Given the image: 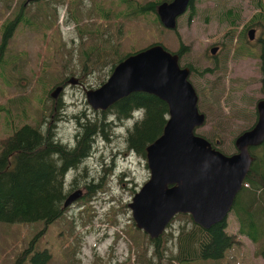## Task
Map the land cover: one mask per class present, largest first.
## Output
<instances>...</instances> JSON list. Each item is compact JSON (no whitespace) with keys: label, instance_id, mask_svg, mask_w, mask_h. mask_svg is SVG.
Here are the masks:
<instances>
[{"label":"rangeland","instance_id":"obj_1","mask_svg":"<svg viewBox=\"0 0 264 264\" xmlns=\"http://www.w3.org/2000/svg\"><path fill=\"white\" fill-rule=\"evenodd\" d=\"M24 1L0 0V43L4 21L13 18ZM47 7L52 9L42 15ZM107 8L111 14L102 17ZM128 8L122 0H36L26 4L33 21L19 25L5 51L0 52V142L24 122H41L43 127L53 122L57 138L74 145L79 125L72 115L85 110L92 118L98 116L99 110L87 101L86 90L99 86L111 74H105L100 63L87 74L74 64L82 59L83 49L111 38L123 52H135L154 42L177 52L181 42L186 44L188 49L180 62L195 67L190 79L200 95L199 107L207 114L206 123L196 131L208 138H220L221 143L215 145L225 152L236 151L235 136L256 121V102L264 97L258 43L261 28L252 20L258 11L256 0H196L194 12L189 7L178 17L177 30L156 21L155 12L118 15ZM39 12L47 22H53L52 26L33 23ZM234 26L235 32H230ZM249 28L256 30L253 39L249 38ZM241 35L246 44L238 48L243 41ZM213 46H218L215 53L211 52ZM72 77L78 83L68 82ZM60 84L66 85L60 94L65 106L58 110L59 97L53 98L50 93ZM114 114L110 119L116 118ZM143 114L142 109L137 110L125 121L114 123L111 136L97 137L91 155L68 172V187L71 191L81 188L83 194L65 207L58 219L48 226L42 220L0 221V264H14L26 249L33 253L47 249V264L151 263L148 258L154 244L148 240L142 247L134 244L136 223L128 204L150 177L147 157L127 146L128 128ZM186 220L175 215L166 231L179 233L180 224ZM227 222L238 242L219 259L199 258L189 264H264L259 244L237 232L233 211ZM160 247L165 253L162 264H179L169 259L176 251L173 237L163 238ZM139 254L147 257L140 256L139 262ZM28 259L23 264H29Z\"/></svg>","mask_w":264,"mask_h":264},{"label":"trees","instance_id":"obj_2","mask_svg":"<svg viewBox=\"0 0 264 264\" xmlns=\"http://www.w3.org/2000/svg\"><path fill=\"white\" fill-rule=\"evenodd\" d=\"M161 1L122 0L129 8L126 11H120L118 15L136 16L155 12L153 13L155 20L161 22L157 13V6ZM195 1L191 0L190 3L193 12ZM27 3L24 1L16 10L15 16L4 21L0 52L5 51L10 37L19 25L30 24L33 21V17L27 15ZM256 3L258 11L253 15L252 20L258 21V27L261 28L258 43L261 46L259 57L262 90L264 91V0H256ZM46 9L45 12H42L44 8L41 9L42 15L52 8L47 7ZM109 9L104 10L101 16H109L111 14ZM229 11L231 16L232 10ZM41 12L35 14L33 23L43 24L45 28L47 25L52 26L53 22H47L41 17ZM231 23L235 24V21ZM230 32H235V26ZM122 33L120 25L119 34ZM241 39L243 41H240L242 44L239 43L238 48L245 47L244 36L241 35ZM118 42L121 45V37ZM89 47L91 48L82 50V59L74 64V67H81L85 70L86 74L94 71L96 63L104 66L101 70L105 71V74H110L123 58L134 52L120 51L119 44L111 38L94 43ZM187 49L188 46L181 42L177 51L180 57ZM111 56L112 58L108 59ZM188 65L192 68V73L195 72V67L191 63ZM56 105L58 110L65 106L62 97L59 96ZM141 109L144 111L143 117L138 119L133 127L128 128L127 146L146 157L147 145L163 131L169 114V105L164 99L145 91L132 92L110 105L109 108L98 109V116L94 118L89 116L85 110L72 115L79 125L76 133L77 142L74 145L64 143L57 138V126L53 122L48 127H43L41 122H24L19 127L17 125L13 133L0 142L2 146L0 152V221L32 223L42 220L45 226H48L58 219L64 213L66 198L76 190L72 188L74 190L71 191L68 187L66 182L68 172L71 169H77L79 164L91 155L97 137L111 136L114 123L125 121ZM110 114H114L116 118L110 119L112 116ZM208 139L215 145L218 144L217 139L220 138ZM218 148L221 149V147ZM251 153L254 159L231 211L235 213L238 221L237 232L258 243V253L264 256V141L251 146ZM91 184L97 185L96 183ZM177 215L187 218L184 223L180 224L179 233L165 230L158 238H151L143 229L134 226L135 231L132 237L136 246L142 247L147 240L154 244L153 254L148 258L150 264H162L160 259L165 253L163 247H160V242L165 237L175 239L176 251L169 255V259L171 262L178 261L179 264H189L199 258L219 259L225 255L228 248L238 242L235 232H230L227 228V218L205 228L199 225L190 213L180 212ZM29 251L31 249H26L17 256L14 264H23L28 256H30L29 264H45L50 255L47 249L35 250L34 253L31 251L30 254ZM140 256L147 257L139 254L137 258L139 262H141Z\"/></svg>","mask_w":264,"mask_h":264},{"label":"water","instance_id":"obj_3","mask_svg":"<svg viewBox=\"0 0 264 264\" xmlns=\"http://www.w3.org/2000/svg\"><path fill=\"white\" fill-rule=\"evenodd\" d=\"M190 3L161 1L157 13L164 26L176 29L178 17ZM255 32V28L249 30L250 38ZM217 49L213 46L211 52ZM190 74L191 67L181 64L178 52L154 42L127 55L106 81L86 90L87 101L96 110H105L135 91L155 94L169 105L162 133L146 147L150 177L128 203L136 226L151 238L163 234L180 212L190 213L205 228L226 219L254 159L251 146L264 141V97L256 104L257 121L235 138L236 151L226 153L197 133L207 116L199 107ZM68 82L78 83V79L72 77ZM65 84L57 85L51 95L58 98ZM82 194L81 188L71 192L64 208Z\"/></svg>","mask_w":264,"mask_h":264},{"label":"flooded vegetation","instance_id":"obj_4","mask_svg":"<svg viewBox=\"0 0 264 264\" xmlns=\"http://www.w3.org/2000/svg\"><path fill=\"white\" fill-rule=\"evenodd\" d=\"M34 1H36V0H34ZM26 2H27V0H26ZM29 2H30V1H29ZM176 30H177V29H176ZM249 30H250V28L248 29V35H249ZM255 33H256V32H255ZM249 38H250V35H249ZM250 39H252V38H250ZM185 65H187V64H185ZM191 73H192V68H191ZM64 90H65V89H64ZM64 90H63V91H64ZM63 91H62V92H63ZM62 92H61V93H62ZM198 94H199V93H198ZM59 96H60V95H59ZM59 96H58V97H59ZM199 96H200V95H199ZM257 101H258V100H257ZM256 104H257V102H256ZM256 109H257V106H256ZM206 116H207V114H206ZM142 117H143V116H142ZM142 117H141V118H142ZM141 118H139V119H141ZM257 118H258V110H257ZM257 118H256V121H257ZM256 121H255V122H256ZM255 122H254V123H255ZM254 123H253V124H254ZM251 127H252V125H251L249 128H251ZM249 128H247V129H249ZM247 129L242 130L240 133H242L243 131H245V130H247ZM240 133H239V134H240ZM239 134H238V135H239ZM236 137H237V136H235V138H236ZM47 251H48V250H47ZM49 254H50V252H49ZM49 259H50V255L48 256V259H47V261L45 262V264H47V262L49 261Z\"/></svg>","mask_w":264,"mask_h":264}]
</instances>
